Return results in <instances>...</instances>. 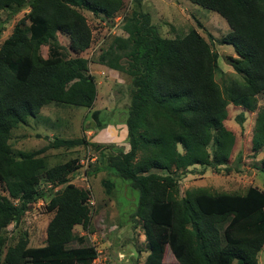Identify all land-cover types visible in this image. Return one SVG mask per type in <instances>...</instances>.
<instances>
[{"label":"trees","instance_id":"obj_1","mask_svg":"<svg viewBox=\"0 0 264 264\" xmlns=\"http://www.w3.org/2000/svg\"><path fill=\"white\" fill-rule=\"evenodd\" d=\"M189 1L227 22L230 32L218 43L233 47L237 57L230 61L239 79L222 90L215 80L222 72L220 55L196 29L166 38L149 13L132 12L98 58L100 65L131 79L129 151L101 152V159L139 192L135 216L142 221L148 246L145 264H167V248L174 264H259L264 191L250 187L244 194L213 193L201 188L181 197L176 172L207 165L205 143L213 129L224 127L230 104L251 108L264 95V0ZM124 5V0H0V13L12 18L28 9L30 22H18L0 45V188L6 193L0 194V255L7 243L3 230L20 223L42 196L37 191L41 180L61 187L47 206L54 215L45 246L29 247L25 235L7 247L3 264H93L99 257L96 247L84 246L87 238L75 233L78 226L88 231L92 219L91 191L68 178L80 168L79 161L48 167L40 157L46 148L15 151L10 138L13 130L50 104L93 108L95 78L89 74V61L80 57L91 46L92 30L79 9L110 21ZM3 30L2 25L0 35ZM60 34L70 39L69 51L60 44ZM43 46H48L47 58L41 53ZM93 118L101 124L99 111ZM245 120L244 113L238 115L239 124ZM235 141L233 132L223 131L213 168L229 164ZM87 144L84 138L57 139L50 147ZM263 147L264 111L254 150ZM260 170L264 173V160ZM102 185L110 195L114 184L103 180Z\"/></svg>","mask_w":264,"mask_h":264},{"label":"rangeland","instance_id":"obj_2","mask_svg":"<svg viewBox=\"0 0 264 264\" xmlns=\"http://www.w3.org/2000/svg\"><path fill=\"white\" fill-rule=\"evenodd\" d=\"M124 8L110 21L95 17L91 12L79 9L92 30L90 48L80 55L89 61V74L95 78L97 98L93 108L50 104L44 107L35 118H29L11 133L10 144L15 151L33 152L46 148L40 157L46 160L48 167L77 159L80 168L69 175V182L79 188L91 191L90 207L91 224L88 231L82 227L75 228L77 235L87 239L84 246H95L99 257L94 264H145L148 255L142 221L135 216L139 202V192L134 190L129 181L120 178L115 171L103 163L101 152L107 155L129 151L126 120L131 105L133 86L131 79L120 72L111 70L98 63L99 56L108 49L112 40L122 32L121 27L132 12L140 10L149 13L152 23L160 34L166 38H177L186 35L191 28L196 29L218 51L219 65L222 72L215 76L216 82L224 90L232 80L239 79L231 66L230 58L237 55L231 46L220 45L218 40L230 32V28L219 14L192 4L189 0H124ZM29 10L26 9L9 18L7 12L0 13V45L7 39L14 26L21 21L26 25ZM60 44L70 50V39L59 35ZM48 46L41 48L42 55L48 57ZM76 57L75 54L72 55ZM99 111L100 125L93 113ZM264 111V95L256 98L251 108L236 104L228 106L229 117L224 127L213 129L207 139L204 150L207 157L206 166H190L185 172H176L180 195L188 191L207 189L213 193L244 194L248 188L256 187L264 191V173L260 168L264 160V147L254 150V138L259 116ZM244 113L245 122L237 121L238 115ZM231 131L236 137L235 146L229 164L213 168V159L219 150L223 131ZM85 139L87 145L74 149L51 148L57 139ZM101 146V150L92 145ZM183 152L181 145L178 147ZM99 173H94L95 169ZM103 180L114 184L110 195L102 185ZM58 187L44 178L37 186L42 196L27 211L18 224H11L2 232L7 243L14 245L25 235L29 247H43L46 244V230L54 213L47 210L48 203ZM0 194L6 195L1 188ZM221 230L223 226H220ZM74 246H79L77 242ZM4 253L0 255L3 264ZM165 263H176L167 248ZM258 263L264 264V248L258 255ZM237 264V262H233Z\"/></svg>","mask_w":264,"mask_h":264},{"label":"crops","instance_id":"obj_3","mask_svg":"<svg viewBox=\"0 0 264 264\" xmlns=\"http://www.w3.org/2000/svg\"><path fill=\"white\" fill-rule=\"evenodd\" d=\"M231 47H232V46H231ZM232 48H233V47H232ZM233 50H234V49H233ZM80 236H81V235H80ZM82 236H84V235H82ZM95 262H96V261H95ZM95 262H94V263H95ZM94 263H93V264H94Z\"/></svg>","mask_w":264,"mask_h":264},{"label":"built area","instance_id":"obj_4","mask_svg":"<svg viewBox=\"0 0 264 264\" xmlns=\"http://www.w3.org/2000/svg\"><path fill=\"white\" fill-rule=\"evenodd\" d=\"M70 183H71V182H70ZM25 215H26V217H27V212H26V214H25Z\"/></svg>","mask_w":264,"mask_h":264}]
</instances>
